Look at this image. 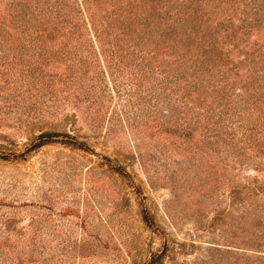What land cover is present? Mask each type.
Returning a JSON list of instances; mask_svg holds the SVG:
<instances>
[{"label": "rangeland", "instance_id": "obj_1", "mask_svg": "<svg viewBox=\"0 0 264 264\" xmlns=\"http://www.w3.org/2000/svg\"><path fill=\"white\" fill-rule=\"evenodd\" d=\"M25 1L0 0V150L45 130L87 147L0 159V264H38L15 258L29 244L55 264H264V0H146L141 50L76 80L72 56L26 50ZM47 61L55 114L30 74Z\"/></svg>", "mask_w": 264, "mask_h": 264}, {"label": "trees", "instance_id": "obj_2", "mask_svg": "<svg viewBox=\"0 0 264 264\" xmlns=\"http://www.w3.org/2000/svg\"><path fill=\"white\" fill-rule=\"evenodd\" d=\"M145 3L146 0H26L24 4H18L16 8L12 7L11 24L14 29L21 26L23 34L28 36L29 44H26V50L33 49L48 54L59 62L73 57L72 63L66 67L69 71V76L66 78L73 77V80H76L90 71L94 56L99 66L106 68L118 64L119 53L129 51L130 48L141 50L142 42L138 39H143V35L137 34L138 38L133 39V44L126 36L136 29L135 27H138L137 31L140 30L144 35L146 32L143 31L151 28L152 24L147 21L146 15L149 10L142 16ZM61 36H66L68 41L64 42L62 48L58 47L54 52H49V47L55 45L53 41ZM156 48L154 47L153 51ZM153 55L155 56L154 53ZM50 62H42L43 64L32 70L30 74L42 83L40 89L41 95L45 97L42 100V104L46 106L45 111L55 114L57 108L53 107L61 96L54 91L53 86L59 72H46L44 64L47 66ZM76 72L80 73V76ZM63 80L66 81L64 78H58V81ZM63 98L67 100V97ZM50 102L53 104H49ZM56 141L77 148L87 147L83 140L70 131L45 130L26 152ZM26 152L0 150V159L24 158ZM23 250L25 253L23 257L16 246L14 254L18 257L12 254L16 259L23 258V262L55 264L56 256L53 252L55 246L29 244ZM86 256L81 254L80 257L86 258ZM85 260L82 259V262L84 263Z\"/></svg>", "mask_w": 264, "mask_h": 264}]
</instances>
